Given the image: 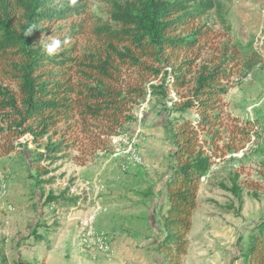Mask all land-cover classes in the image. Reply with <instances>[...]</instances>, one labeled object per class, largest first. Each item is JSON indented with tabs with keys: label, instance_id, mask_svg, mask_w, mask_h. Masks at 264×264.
I'll return each mask as SVG.
<instances>
[{
	"label": "trees",
	"instance_id": "16d2710c",
	"mask_svg": "<svg viewBox=\"0 0 264 264\" xmlns=\"http://www.w3.org/2000/svg\"><path fill=\"white\" fill-rule=\"evenodd\" d=\"M94 2L106 19L85 18L93 23L77 34L86 45L48 55L40 41L50 27L85 15ZM231 30L221 0H0V159L35 146V186L42 190L49 166L68 159L84 167L113 154L112 141L150 98L174 146L157 250L165 264H183L201 181L215 159L251 141L250 124L241 127L225 114V96L262 58L250 44L231 40ZM77 203L50 195L45 206L69 210ZM241 258L264 264V221ZM0 263L8 264L4 256Z\"/></svg>",
	"mask_w": 264,
	"mask_h": 264
},
{
	"label": "rangeland",
	"instance_id": "374dc122",
	"mask_svg": "<svg viewBox=\"0 0 264 264\" xmlns=\"http://www.w3.org/2000/svg\"><path fill=\"white\" fill-rule=\"evenodd\" d=\"M221 1L229 7L231 40L250 44L262 63L225 96V114L236 118L241 127L250 124L251 141L239 153L215 159L200 184L195 224L217 218L205 228L199 223L204 235L216 243L230 230L234 240L237 238L236 254H242L255 227L264 221V0ZM105 13L100 3L94 2L85 15L50 27L49 36L59 38L63 50L83 48L86 43L77 33L89 31L85 26L93 23L85 18L105 20ZM208 19L210 24L217 22L215 17ZM134 114L136 122L112 141L113 154L84 167L68 159L52 166L43 163L51 173L40 179L49 180L42 190L35 186V146L0 159V261L4 256L8 264H120L114 242L127 220L126 211L145 188L157 192L154 228L159 230L165 209L162 180L169 173L174 146L164 129V117L150 98ZM50 195L78 198V203L69 210L45 206ZM22 238L26 245L19 248ZM197 241L191 238L194 246ZM211 246L200 264H219L218 247ZM193 254L198 256L195 249Z\"/></svg>",
	"mask_w": 264,
	"mask_h": 264
},
{
	"label": "crops",
	"instance_id": "0c3cea01",
	"mask_svg": "<svg viewBox=\"0 0 264 264\" xmlns=\"http://www.w3.org/2000/svg\"><path fill=\"white\" fill-rule=\"evenodd\" d=\"M168 174L169 173L167 172L164 179L162 180L164 190L161 194V204L165 205L164 212L166 211L165 183L167 181ZM156 204L157 192L155 188L147 190L145 188L140 190L138 198L134 199L132 202V207L126 211L125 215L127 220L119 229V237L116 238V241L114 242L115 248L117 249V259L120 264H165L163 255L157 250L158 243L161 239V234L159 230L157 231L154 228V220L158 211ZM197 209L194 212L192 218V230L187 237L188 241L190 242L188 245L187 254L183 258V264H200L201 261H205L207 257L206 254L209 252V250L213 249L211 245H214L213 247H218V250L216 251L220 254L218 256L219 264H242V258L236 259L237 256L241 257V254H236L235 244L237 238L235 237V241L230 230H225L221 235L222 240H217L218 242L216 243L204 235L202 226H200L199 223H201L203 228H205L206 226L210 225V223H213L215 220H217V218L208 217L207 222L199 220L200 222L196 223L199 225L197 228H195V213L197 212ZM191 235H193L192 237L194 240L199 239V241L195 243L197 246H194L191 242ZM238 243L240 245L241 242L238 241ZM193 249H195V252L198 254V256L193 254ZM209 263L216 264L213 261H210Z\"/></svg>",
	"mask_w": 264,
	"mask_h": 264
},
{
	"label": "clouds",
	"instance_id": "9594fccd",
	"mask_svg": "<svg viewBox=\"0 0 264 264\" xmlns=\"http://www.w3.org/2000/svg\"><path fill=\"white\" fill-rule=\"evenodd\" d=\"M76 0H70L71 4H75ZM34 27H29L24 35H29L32 33ZM63 43H67V40L63 41ZM41 47L46 51L48 55H55L58 54V52L62 48V41L59 38L49 36L47 40H41L40 41Z\"/></svg>",
	"mask_w": 264,
	"mask_h": 264
},
{
	"label": "bare ground",
	"instance_id": "6f19581e",
	"mask_svg": "<svg viewBox=\"0 0 264 264\" xmlns=\"http://www.w3.org/2000/svg\"><path fill=\"white\" fill-rule=\"evenodd\" d=\"M105 247H106V246H105ZM105 247H104V248H105ZM106 249H107V248H106Z\"/></svg>",
	"mask_w": 264,
	"mask_h": 264
},
{
	"label": "built area",
	"instance_id": "2783aa9c",
	"mask_svg": "<svg viewBox=\"0 0 264 264\" xmlns=\"http://www.w3.org/2000/svg\"><path fill=\"white\" fill-rule=\"evenodd\" d=\"M109 249V248H108Z\"/></svg>",
	"mask_w": 264,
	"mask_h": 264
}]
</instances>
